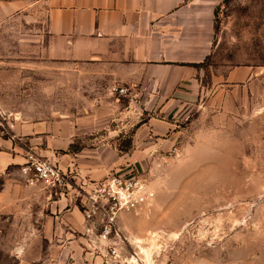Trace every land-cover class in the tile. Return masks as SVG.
I'll list each match as a JSON object with an SVG mask.
<instances>
[{"label": "rangeland", "instance_id": "rangeland-1", "mask_svg": "<svg viewBox=\"0 0 264 264\" xmlns=\"http://www.w3.org/2000/svg\"><path fill=\"white\" fill-rule=\"evenodd\" d=\"M30 10L6 17L0 0V104L45 108L48 100L24 99V90L37 93L53 86L58 94L70 95L58 105L84 106L89 101L77 93L94 92L98 73L82 77V66L75 65L66 77L62 65L48 68L44 16L41 8ZM210 36L202 66L185 65L195 69L199 92L179 100L178 92L168 100L120 98L122 108L129 102L133 107L112 120V131L95 132L99 140L93 143L105 147L83 140L68 149L99 178L78 180L69 167L26 156L65 170L71 183L66 191L74 192L77 206L83 200L75 189L81 186L114 174L144 179L154 200L117 217L115 241L128 264L131 256L144 264L138 246L148 250L151 244L150 264H264V104L223 82L235 67L264 71V0H221ZM139 82L134 90L143 85ZM7 171L0 174V264H101L83 233L75 234L73 244L45 240L48 191L25 185L18 167Z\"/></svg>", "mask_w": 264, "mask_h": 264}, {"label": "crops", "instance_id": "crops-1", "mask_svg": "<svg viewBox=\"0 0 264 264\" xmlns=\"http://www.w3.org/2000/svg\"><path fill=\"white\" fill-rule=\"evenodd\" d=\"M220 2L2 0L6 17L41 8L43 51L48 68L62 65L59 68L66 70L67 77L74 74L71 70L75 65H81L82 77L98 73L101 81L94 92L77 93L89 101L81 107L58 105L56 101L67 100L70 95L58 94L53 86L46 91L40 88L37 93L24 90V99L48 100L51 104L45 108L33 104L16 110L0 104L2 111L14 116L11 129L14 138L0 137V174H9V168L23 164L26 156L32 154L46 157L62 169L69 167L78 180L89 178L86 165L78 162L76 155L68 154V149L77 141H98L95 132L112 131L114 128L109 126L112 120L133 107L129 102L122 108L120 98L131 101L132 95H142L145 99L168 100L178 92L176 100H179L199 92L195 69L185 65L199 64L208 57L214 12ZM203 32L207 37L202 39ZM94 68L100 72L92 71ZM223 79L226 85L245 90L258 105L264 104V71L250 66L235 67ZM139 80L143 85L134 90L141 83ZM116 87L125 88L126 94L113 93ZM92 146L105 147V144ZM73 194L46 197L42 220L45 240L73 244L75 234L83 232L82 215Z\"/></svg>", "mask_w": 264, "mask_h": 264}, {"label": "built area", "instance_id": "built-area-1", "mask_svg": "<svg viewBox=\"0 0 264 264\" xmlns=\"http://www.w3.org/2000/svg\"><path fill=\"white\" fill-rule=\"evenodd\" d=\"M125 95L126 89H113ZM14 116L0 109V137L13 139L11 134ZM19 175L27 186H43L51 197L67 195L69 174L47 161L29 156L18 166ZM81 194L78 210L83 219V234L92 251L102 259L101 264H128L123 250L115 241L117 217L122 213L136 212L154 200L155 192L139 175L114 174L102 180L75 189ZM132 257V256H131Z\"/></svg>", "mask_w": 264, "mask_h": 264}, {"label": "bare ground", "instance_id": "bare-ground-1", "mask_svg": "<svg viewBox=\"0 0 264 264\" xmlns=\"http://www.w3.org/2000/svg\"><path fill=\"white\" fill-rule=\"evenodd\" d=\"M154 248L153 244H151V247L148 250H145L141 246H138L139 252L142 254V260L144 264H150V255H151V250ZM132 261V262H131ZM131 263L133 264H139L138 260L136 259L135 256L131 257Z\"/></svg>", "mask_w": 264, "mask_h": 264}, {"label": "trees", "instance_id": "trees-1", "mask_svg": "<svg viewBox=\"0 0 264 264\" xmlns=\"http://www.w3.org/2000/svg\"><path fill=\"white\" fill-rule=\"evenodd\" d=\"M207 59V57L204 59V61ZM202 64H203V62H201V63H199V64H194V65H192L193 67H195V68H200L201 66H202Z\"/></svg>", "mask_w": 264, "mask_h": 264}]
</instances>
